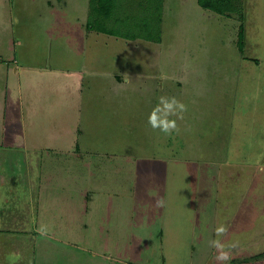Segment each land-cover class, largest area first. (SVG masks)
I'll use <instances>...</instances> for the list:
<instances>
[{
    "label": "rangeland",
    "instance_id": "1",
    "mask_svg": "<svg viewBox=\"0 0 264 264\" xmlns=\"http://www.w3.org/2000/svg\"><path fill=\"white\" fill-rule=\"evenodd\" d=\"M233 1L240 12L226 17L196 0H168L161 14L158 0H116L113 17L98 27L141 40L119 57L133 56L141 77L117 90L129 95L123 106L84 111L79 135L63 115L55 131L33 125L38 138L26 157L0 149V174L22 173L31 190L44 187V219L32 218L37 196L30 219L23 205L24 262L220 264L210 242L222 223L226 264H264V0ZM165 94L187 109L182 119L169 117L178 127L170 135L148 124ZM76 143L89 154L73 157Z\"/></svg>",
    "mask_w": 264,
    "mask_h": 264
},
{
    "label": "crops",
    "instance_id": "2",
    "mask_svg": "<svg viewBox=\"0 0 264 264\" xmlns=\"http://www.w3.org/2000/svg\"><path fill=\"white\" fill-rule=\"evenodd\" d=\"M67 2L70 0H0V149L5 147L20 157H26L30 144L37 141L38 137L30 136L37 131L33 125L45 123L55 131L60 125L55 120L63 115L68 128L78 129L79 135L84 111L93 114L99 103L122 107L129 95L117 90L124 81L140 82L133 56L127 63H119V57L131 56L141 40L87 30L89 0L84 5L76 0L69 8ZM167 5L168 0H163L162 13ZM145 77L143 81H149ZM136 98L139 101L141 95L137 93ZM77 114L78 120L67 119ZM75 147L73 157L89 154L77 143ZM1 173L0 212L4 209L5 214L0 217V264H27L23 247L27 257L29 231L27 219H22L23 205H28L30 219V196H37L38 214L32 218L44 219V187L41 184L31 190L26 180L22 182V173Z\"/></svg>",
    "mask_w": 264,
    "mask_h": 264
},
{
    "label": "trees",
    "instance_id": "3",
    "mask_svg": "<svg viewBox=\"0 0 264 264\" xmlns=\"http://www.w3.org/2000/svg\"><path fill=\"white\" fill-rule=\"evenodd\" d=\"M89 16L88 21L86 23V28L88 30H96L97 32L107 33L110 35L115 34L112 32H109L105 29H102L98 27V25L102 22H107L111 20L113 10L116 6V0H89ZM197 5L205 10H208L212 13L229 17L232 13H239L240 7L234 3L233 0H197ZM162 6H163V0H158L156 11L161 14L162 12ZM240 19H242V15L239 16ZM94 21H96L98 24H94ZM149 24V23H148ZM157 35L153 37V41L160 42V24H161V18L158 17L157 19ZM147 24L145 23L144 26ZM148 26V25H147ZM239 40L237 43L239 51H242V39H243V25L241 24L239 26ZM128 39H135L134 36L128 37ZM264 255V253L262 254ZM235 263V261H234Z\"/></svg>",
    "mask_w": 264,
    "mask_h": 264
},
{
    "label": "clouds",
    "instance_id": "4",
    "mask_svg": "<svg viewBox=\"0 0 264 264\" xmlns=\"http://www.w3.org/2000/svg\"><path fill=\"white\" fill-rule=\"evenodd\" d=\"M128 81L129 77L124 76ZM186 106L178 101L175 97L161 96L159 97L157 105L152 109L148 116V124L153 129H159V131L165 135H170L174 131H178L177 122L175 119H169L171 116H176L178 119H182V113L185 112ZM259 164V158L257 159ZM162 206L160 200L157 201V207ZM41 234H46L44 229H41ZM228 233V228L224 224H220L215 228V234L218 237L210 242L211 247L216 249L217 255L215 259L220 264H226L230 259V256L225 251V244L219 237L225 236Z\"/></svg>",
    "mask_w": 264,
    "mask_h": 264
}]
</instances>
